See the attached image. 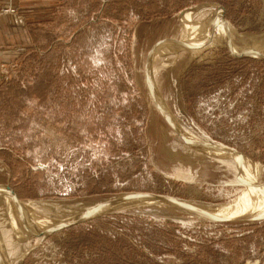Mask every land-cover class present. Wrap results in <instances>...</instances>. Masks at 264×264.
Returning a JSON list of instances; mask_svg holds the SVG:
<instances>
[{
  "label": "rangeland",
  "instance_id": "1",
  "mask_svg": "<svg viewBox=\"0 0 264 264\" xmlns=\"http://www.w3.org/2000/svg\"><path fill=\"white\" fill-rule=\"evenodd\" d=\"M0 14L27 16L0 31V264H264V216L196 212L264 209V169L244 177L264 168V0ZM7 197L61 209L16 215V235Z\"/></svg>",
  "mask_w": 264,
  "mask_h": 264
},
{
  "label": "bare ground",
  "instance_id": "2",
  "mask_svg": "<svg viewBox=\"0 0 264 264\" xmlns=\"http://www.w3.org/2000/svg\"><path fill=\"white\" fill-rule=\"evenodd\" d=\"M189 15H191V14H189ZM193 16V15H192ZM188 23V22H187ZM186 24V23H185ZM203 143H205V142H203ZM206 144V143H205ZM209 145H211V144H209ZM208 145V143H207V146H209ZM214 146V145H213ZM216 146V145H215ZM209 147H212V145L211 146H209ZM220 149H222L223 151H225L224 149H223V147H221ZM224 155H226V157H229V154L227 153V151H226V153H224ZM233 161V160H232ZM238 162V161H237ZM241 163V162H240ZM232 164L235 166V162L233 161L232 162ZM245 165H246V173H245V175H244V177H245V182H247V183H250V187H253V185L255 184V182H257L256 180H257V178H258V176H259V174L261 173V170L262 169H264L262 166H260L259 164H256V163H253V162H251L250 163V161L249 162H247V163H245ZM240 166H242V165H240ZM239 167V165L237 166V168ZM246 183V184H247ZM248 185V184H247ZM1 189V188H0ZM264 190V186L262 187V191ZM260 194H261V192H260ZM3 195V194H2ZM6 194H4V196H5ZM147 198H149V199H151V198H153V199H155V200H165L164 198H161V197H155V196H151V195H148L147 196ZM121 200V199H120ZM123 200V199H122ZM6 201H7V214L9 215V218H10V221H11V225H12V228L14 229V233L17 235L19 232H18V230H17V227H20L22 224L20 223V219L24 216V214L25 213H36L37 211H44V212H51V213H53V218L52 219H56V218H54V216H56V214L59 212V209H61L60 208V206L59 205H57V204H48V203H44V204H39V206H37L38 208H37V210H36V208H35V203H26V202H20V203H14V201L13 202H10V200H9V197H7L6 198ZM108 201V200H107ZM106 201V202H107ZM110 202V201H109ZM112 202V201H111ZM0 203H1V200H0ZM114 203V202H113ZM233 203V202H232ZM1 204H3V203H1ZM104 204V203H103ZM184 204V203H183ZM182 204V205H183ZM237 204V205H236ZM234 203V204H231V205H228L227 207L225 206H222V205H220L221 206V208L219 207V205H218V207H211V205H209V206H205L204 208H201L200 210H198V211H196V212H198V213H202V214H206V215H210V214H212V216L214 215V214H218V215H220V216H222L223 218L226 216H230V215H233V214H238V216H242L240 219H242L243 217H246L247 219L249 218L250 219V217L252 218V217H254V216H264V209H262L261 207H260V205H261V202H259V200H253V201H251L250 203H248V204H243V203H239V202H237V203ZM263 204V203H262ZM185 205V204H184ZM236 205V206H235ZM5 206V205H4ZM187 207V209L188 210H195L194 208H192V207H188V206H186ZM41 212V213H42ZM21 216H20V215ZM31 214V215H32ZM39 214V213H38ZM16 215H19L21 218L20 219H18L17 218V216ZM23 215V216H22ZM215 216V215H214ZM235 216V215H234ZM216 217H218V216H216ZM225 217V218H226ZM221 218V217H220ZM245 218V219H246ZM51 219V218H50ZM236 219V218H235ZM244 219V218H243ZM254 219V218H253ZM49 220V218H45L43 221L42 220H38L39 222H40V224H41V222L45 225V226H47V224H49L48 222H50V220ZM54 221V220H53ZM57 221V220H56ZM36 222V221H35ZM34 222V223H35ZM38 222V223H39ZM59 223V222H58ZM37 224V223H36ZM40 224H38V225H40ZM37 225V226H38ZM31 226H34V225H31ZM1 227V226H0ZM41 227V226H40ZM40 227H38V228H40ZM37 228V227H36ZM19 229V228H18ZM1 231V230H0ZM19 234H21V235H24V233L21 231V233H19ZM0 239H2V237H0ZM2 242V241H1ZM1 245V244H0ZM2 246H3V244H2ZM1 246V247H2ZM3 250V249H2ZM1 252V251H0ZM3 253V252H2ZM3 257V256H2ZM5 259V258H4ZM6 263V262H5Z\"/></svg>",
  "mask_w": 264,
  "mask_h": 264
},
{
  "label": "crops",
  "instance_id": "3",
  "mask_svg": "<svg viewBox=\"0 0 264 264\" xmlns=\"http://www.w3.org/2000/svg\"><path fill=\"white\" fill-rule=\"evenodd\" d=\"M8 0H0V5L1 4H5ZM12 2V0H11ZM24 17L27 18V16L24 14ZM24 17L23 15H16V14H12V15H7V14H0V31L5 32V28H7V26L9 24H21L24 21ZM0 40H5V36L1 37Z\"/></svg>",
  "mask_w": 264,
  "mask_h": 264
}]
</instances>
